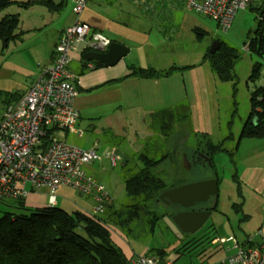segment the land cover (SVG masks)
Returning <instances> with one entry per match:
<instances>
[{"label":"rangeland","instance_id":"obj_1","mask_svg":"<svg viewBox=\"0 0 264 264\" xmlns=\"http://www.w3.org/2000/svg\"><path fill=\"white\" fill-rule=\"evenodd\" d=\"M53 1L59 3L61 0ZM65 3L66 6L62 11H51L43 5H34L24 9L15 4L0 13V20L7 13L17 15L19 22L16 33H23L18 39L12 40L7 48H4V44L0 41V70L13 72V79L25 87H30L34 79L40 75L41 66L47 64L46 61L53 49L57 33L75 19L72 11L74 0H65ZM174 11L190 12V16L197 18L201 27L203 26L207 32L206 38L209 41L223 40L243 53L242 60L234 69V74L238 78V87L242 89L243 93V82L248 80L251 68L256 62H260L263 66L261 78L256 85L264 86V58L251 52L248 48L250 35H253L258 24L252 7L239 11L227 32H222L214 21L204 15L189 11L185 6V0H147L146 2L145 0H91L81 19L86 20L93 25V28L100 30L102 34L116 42L118 39L114 34L116 32L131 36V33L143 32L141 29L146 27L160 29L163 23L168 22V19H166L167 16L161 18L158 14H168ZM93 35L95 34L93 33ZM73 55L81 59L79 53ZM4 108L5 106L0 103V121ZM242 108L243 103H240V109ZM170 114L174 115L172 111ZM161 115L152 116L161 120L155 123L148 122V126L140 117H133V122H131V111L88 123L80 122L79 126L84 131V135L82 139L76 138L75 144L81 145L85 149H94L102 156L115 149L131 157L132 160L127 167H123L122 162L114 167L106 159L88 166L89 172L105 184L116 210L128 203L124 181L125 178L132 175L134 167L141 166L135 157L139 153H144L146 148L151 158L161 160L166 156V160L158 168L157 173L168 184L167 190L218 178L217 211L211 214L199 232L191 234L190 237L183 235L175 221L169 217L159 220L154 232L144 237H140L139 232L140 229L142 230V225L137 226V222H131L125 227L112 221L108 222L114 242L118 245L117 241H119L124 246L123 251L130 253L127 257L130 261L136 255L149 253L157 257L156 249L162 248L166 251L164 260L168 264H220L225 254L222 249L213 244L212 238L218 235L233 234L239 241L244 242L247 237L256 236L264 225L261 224L262 220L259 217L260 209L264 203L262 197L243 182L240 184V195L238 193L239 184L233 180L235 174L241 180L245 169L251 163L259 166L264 165V154L254 152L253 156L258 154L254 159L250 158V153L249 155L245 154L249 156L248 162L245 163L244 155L240 156L238 153L240 147L242 148L245 143L243 141L242 146H238L237 154L232 151L233 155L231 156L226 153L215 154L213 157L214 168H210L209 164L206 167L197 165L191 168L190 163V167L185 163V158L188 155L190 162L193 161V153L198 151L201 135L195 132L191 125L183 124L184 122H181V125L179 123L176 125L174 121L170 126L165 127L162 124L164 116ZM128 119L130 120L127 121ZM201 144L203 145V143ZM31 198L30 196L27 198L29 204L33 201ZM63 198L70 199L67 196H63ZM61 201L62 198L58 200L56 207L63 209ZM214 201L215 199H213ZM30 207L35 208L32 204ZM171 208L168 205H161L158 210L162 214ZM245 215L248 217L243 219ZM102 218L108 220L107 214H104ZM260 232L262 233V231ZM257 239L259 241V238ZM181 245H183L184 251L179 256L176 250ZM185 245L187 246L185 247Z\"/></svg>","mask_w":264,"mask_h":264},{"label":"crops","instance_id":"obj_2","mask_svg":"<svg viewBox=\"0 0 264 264\" xmlns=\"http://www.w3.org/2000/svg\"><path fill=\"white\" fill-rule=\"evenodd\" d=\"M158 15L161 18L167 16L166 19H168L167 23L162 24L165 28L161 30L146 27L141 29L143 32H134L131 33V36L122 32L123 35L113 32L118 38L116 42L122 43L130 49L129 54L113 67H95L93 62L87 61L82 56L84 51L85 54L90 52L84 50V46L71 53L74 62L70 70L78 76L75 83L78 95L74 103L79 113L78 128L80 129V122L88 123L111 115L128 113V111H131V122H133V117H140L148 126V122L155 123L161 120L152 116L160 115L162 111L170 109L175 116L187 115L186 119L178 120L176 117V125L178 123L181 125V122L187 123L192 126L195 132L207 134L214 143H221L232 152H235L236 148L238 150V146H242V142L245 141L238 151L240 156L244 155L245 163L248 162L247 158L249 157L245 154L249 155L250 153L251 159L258 155L253 156L254 152L264 154V139H240L251 110L248 80L243 82L244 93L237 84V93L234 97L232 83L221 82L205 59L213 41H209L206 36L201 40L196 38L194 29L204 30L197 18L190 16V12L184 11ZM81 20L88 23L84 19ZM74 22L75 19L57 33L53 49L46 61L47 64L53 61L59 35ZM90 25L93 28V25ZM78 53L81 59L73 55ZM132 66L150 67L161 73L173 69L182 70L176 71L168 77L140 78L129 76ZM13 76L11 71L0 70V92L19 93L22 97L29 87L23 86L13 79ZM235 100L236 115L233 114ZM240 103H243L242 109H240ZM230 136L232 139H229ZM61 138L75 144L77 137L63 134ZM77 139L79 140V138ZM235 153L237 154V151ZM202 157L204 158V154ZM213 157L212 159L208 157L211 163H213ZM192 159L191 162L195 163L194 156ZM185 162H187L186 158ZM241 178V183L243 182L247 187L257 192L264 202V165L259 166L251 163ZM56 195L57 205L58 200L62 198L61 207L68 213L80 211L92 214L94 212V201L91 198L79 196L71 188L59 187ZM63 196L70 199H64ZM30 197L33 199L32 206H48L47 193H35ZM26 202L29 206L31 205L27 198ZM259 217L262 220L261 224H264V203L260 209ZM260 231L263 236L258 235ZM258 233L254 238H259V240L261 237L264 238V225ZM117 242L121 249L124 248L119 241ZM129 254L125 253L127 257Z\"/></svg>","mask_w":264,"mask_h":264},{"label":"trees","instance_id":"obj_3","mask_svg":"<svg viewBox=\"0 0 264 264\" xmlns=\"http://www.w3.org/2000/svg\"><path fill=\"white\" fill-rule=\"evenodd\" d=\"M263 3L264 0L261 5L252 6L258 24L253 35H250L248 48L251 52L264 58V24L259 20V15L264 13ZM15 4L24 9L34 5H43L51 11H62L66 6L65 0H61L59 3H55L53 0H0V13ZM18 22V16L10 13L5 14L0 20V41L4 44V48H7L12 40L18 39L23 34L16 33ZM162 28L165 26H161L160 30ZM95 32L101 31L95 29ZM194 33L198 40L207 35V32L199 28H195ZM217 41L219 42L218 50L214 54L208 51L205 59L221 82L232 83L235 97L238 79L234 74V69L242 60L243 53L223 40L218 39ZM82 56L85 57V51ZM262 67L260 62H256L252 66L248 78L251 110L240 139H264V86L256 85L261 78ZM179 70L173 69L161 73L150 67L132 66L129 76L162 78ZM20 98L21 94L19 93L0 92V103L5 107ZM234 105L233 114L236 115V100ZM170 111L169 109L162 111V116H164L162 124L165 127L176 121V117L178 120L187 118V115L180 117L172 115ZM253 120L254 123H252ZM200 135L201 141H199L198 150L202 154H206L211 159L217 153L233 155L223 144L214 143L207 134ZM229 139H232V136ZM234 151L236 152L237 148ZM128 158L129 161L123 167H127L131 162V157ZM165 158L166 156L161 160L151 158L147 148L144 153H139L135 159L140 162L141 166L134 167L132 175L125 178L124 181L129 204L127 203L121 209L116 210L113 201L111 205L105 206V212L102 214H87L80 211L68 213L63 209L49 206L31 208L25 198L5 200L0 205V264H131L123 250L114 242L109 222H115L122 227L128 226L131 222H137V226L142 225V230L140 229L139 232L140 237H144L154 232L159 220L165 217L173 219V216L179 211L178 205L169 204L168 206L172 207L171 210L162 214L158 210L159 206L167 205L159 199L161 194L167 191L168 184L157 173L158 168L166 160ZM186 160L188 164H191V168L197 165L208 166L204 161L191 163L188 155H186ZM212 165L214 168V163ZM216 179L219 182V179ZM233 180L239 184L238 193L241 195V181L236 174L233 176ZM215 199L213 209H209L213 212L217 211L218 206L217 198ZM104 214H107L108 220L102 218ZM247 217L245 215L243 219ZM128 232L130 233V230ZM183 235L192 236L190 233L184 232ZM256 241L259 242L257 238ZM215 246L222 249L218 245ZM183 251V245L176 250L179 256L183 254ZM155 252L157 254L155 258L159 263L168 264L164 260L165 249L159 248Z\"/></svg>","mask_w":264,"mask_h":264},{"label":"built area","instance_id":"obj_4","mask_svg":"<svg viewBox=\"0 0 264 264\" xmlns=\"http://www.w3.org/2000/svg\"><path fill=\"white\" fill-rule=\"evenodd\" d=\"M89 1L74 0L75 22L59 35L52 63L41 66L40 75L23 96L4 108L0 121V205L5 200L47 193L48 206L56 207V191L63 186L91 198L93 214L104 213L105 206L113 203L105 184L88 172V166L106 159L115 167L123 161L120 152L114 149L102 156L61 138L69 134L82 139L84 135L78 128L79 113L74 105L78 76L70 70L74 62L71 53L81 46L86 51L104 52L114 41L102 32H93L92 26L81 20ZM262 2L185 0V6L227 32L239 11ZM259 20L264 24V13ZM258 235L263 236L261 232ZM213 244L224 251L221 264H264L263 237L259 242L254 237L241 242L233 234L218 235ZM131 264L159 262L149 253L136 255Z\"/></svg>","mask_w":264,"mask_h":264},{"label":"water","instance_id":"obj_5","mask_svg":"<svg viewBox=\"0 0 264 264\" xmlns=\"http://www.w3.org/2000/svg\"><path fill=\"white\" fill-rule=\"evenodd\" d=\"M219 47V42L214 41L211 44L209 52L214 54ZM130 52V49L119 42L113 41L108 49L104 52L90 51L85 54V59L93 62L97 68H107L117 65ZM254 123V120L252 121ZM123 165L129 161V158L121 153ZM203 156V154H202ZM205 161L212 167L209 158L204 155ZM189 165L187 162H185ZM190 167V165H189ZM210 197H218V180H206L202 182L185 184L165 191L161 194V201L166 204L172 203L185 209L192 208L196 203L206 202ZM212 210L207 211H187L173 216V220L184 233L194 234L197 232L211 217ZM159 264H165L160 262Z\"/></svg>","mask_w":264,"mask_h":264},{"label":"flooded vegetation","instance_id":"obj_6","mask_svg":"<svg viewBox=\"0 0 264 264\" xmlns=\"http://www.w3.org/2000/svg\"><path fill=\"white\" fill-rule=\"evenodd\" d=\"M194 159H195L194 160L195 162H199V163H202V161H205V158L202 157V152L199 151V150L194 154ZM203 165H205V164H203ZM213 199H215V197H210V199L208 201H206V202L196 203L190 209H185V208H183V207L178 205L180 210L177 212V214L181 213V212H187V211H207L209 209H213V206L215 204V201L213 202ZM209 203H210V205H209ZM169 204H172V203H169ZM169 204H167V205H169ZM212 213H213V211H212ZM204 225L197 232H199L204 227ZM197 232H195V233H197Z\"/></svg>","mask_w":264,"mask_h":264}]
</instances>
